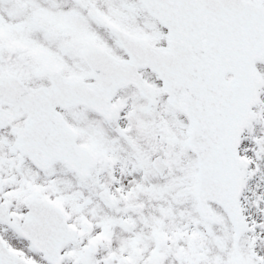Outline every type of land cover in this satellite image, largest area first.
Returning <instances> with one entry per match:
<instances>
[{
	"label": "snow or ice",
	"instance_id": "obj_1",
	"mask_svg": "<svg viewBox=\"0 0 264 264\" xmlns=\"http://www.w3.org/2000/svg\"><path fill=\"white\" fill-rule=\"evenodd\" d=\"M0 264H264V0H0Z\"/></svg>",
	"mask_w": 264,
	"mask_h": 264
}]
</instances>
